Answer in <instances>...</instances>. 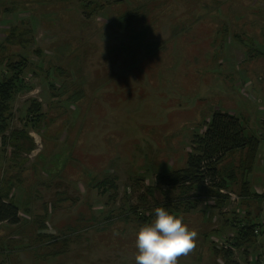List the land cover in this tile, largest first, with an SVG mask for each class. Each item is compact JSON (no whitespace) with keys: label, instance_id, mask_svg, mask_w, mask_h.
Here are the masks:
<instances>
[{"label":"rangeland","instance_id":"374dc122","mask_svg":"<svg viewBox=\"0 0 264 264\" xmlns=\"http://www.w3.org/2000/svg\"><path fill=\"white\" fill-rule=\"evenodd\" d=\"M13 27L29 44L7 41ZM0 58L25 60L28 87L0 135V197L21 217L0 226V264H135L138 218L152 221L167 204L147 187L187 166L216 112L260 138L258 157L250 175L247 154L222 163L240 196L223 198L226 212L204 182L196 210L165 208L198 232L178 264H264L261 227L231 262L214 250L234 244L243 225H264V198L241 191L245 177L264 174V0H0ZM51 85L65 95L53 98ZM34 100L38 123L28 114ZM114 177L117 192L98 188Z\"/></svg>","mask_w":264,"mask_h":264},{"label":"trees","instance_id":"16d2710c","mask_svg":"<svg viewBox=\"0 0 264 264\" xmlns=\"http://www.w3.org/2000/svg\"><path fill=\"white\" fill-rule=\"evenodd\" d=\"M88 7L89 5L86 4ZM125 16L120 18V22L124 25ZM25 32H19V28L13 27L10 34L7 37L8 42H12L15 38L23 36V43L29 44L28 39L24 37ZM3 48V47H1ZM22 60V59H21ZM0 65L5 66L10 76H5V73L0 72V135L3 136L5 141V133L8 129V121L11 112V103L13 97L21 91L27 90L28 87L22 78L27 64L25 60L12 62L8 59L0 58ZM62 74V72L60 71ZM51 95L53 98L64 96L65 92L63 87L57 88L56 85L50 86ZM84 97L83 90L76 91L71 94L69 100L71 104L79 102ZM42 106L37 101H32L28 108V114L35 122H41L43 114L41 113ZM35 117V119H33ZM264 124V123H263ZM207 129L204 135H197L195 144L197 155L190 154L185 168L174 170L167 175L159 174L157 176V184L155 186L147 187V191L154 196L155 191H159L167 199V204L157 203L158 206H163L167 209H175L177 211L183 210L188 213L193 209L196 210L199 207L197 201L192 203V197L197 195L196 192H200L201 183L205 179L209 178L212 182V186L218 189L229 187L228 181L219 173L218 166L230 155L241 152V154H247L244 161L243 173L250 175L253 173L256 163L257 154L261 144L260 138L254 135H249L245 131V127L242 122L235 116L227 113L216 112L213 114L211 121L206 125ZM205 168L204 170H202ZM116 177L108 179L98 188L113 189L117 192L118 187L116 185ZM230 181V179H229ZM231 182V181H230ZM233 183L236 182L232 181ZM243 195L247 197L249 193V181L245 177V182L242 186ZM175 191H178V196L173 197ZM210 193L208 196L214 195L216 192L209 188ZM218 200L213 203L216 208H224L225 200L216 193ZM259 197H263L259 196ZM128 217V216H127ZM139 217V216H138ZM10 223L12 225H18L21 223L20 208L17 206L13 199H9L8 194L4 197H0V226L3 223ZM139 225L151 222L150 216H140L138 218ZM264 228V225L253 224L243 225L235 237V242L229 248H224L222 252L214 248L215 253L222 255L227 262H231L234 256V249L236 247L245 249L250 248L257 241L256 230L257 228ZM52 238V237H51ZM55 239V238H54ZM56 241V239L54 240Z\"/></svg>","mask_w":264,"mask_h":264},{"label":"clouds","instance_id":"9594fccd","mask_svg":"<svg viewBox=\"0 0 264 264\" xmlns=\"http://www.w3.org/2000/svg\"><path fill=\"white\" fill-rule=\"evenodd\" d=\"M154 212V219L136 231L135 264H178V258L196 248L198 232L164 207H156Z\"/></svg>","mask_w":264,"mask_h":264},{"label":"crops","instance_id":"0c3cea01","mask_svg":"<svg viewBox=\"0 0 264 264\" xmlns=\"http://www.w3.org/2000/svg\"><path fill=\"white\" fill-rule=\"evenodd\" d=\"M207 123V122H206ZM209 123V122H208ZM207 123V124H208ZM204 128H206L207 129V127L206 126H204ZM206 131V130H205ZM260 148V147H259ZM140 151H144V148L142 149V150H140ZM259 152V151H258ZM229 157V156H228ZM227 157V158H228ZM257 157H258V154H257ZM257 159V158H256ZM224 162V161H223ZM222 162V163H223ZM222 163L218 166V170H219V173L221 174V175H223V177L228 181V183H229V187H227V188H221V189H225V190H228L229 188H230V185L231 184H235V183H233L232 181H235L236 179H235V177L234 176H232V175H226L225 174V171L224 170H222V167H221V165H222ZM183 168H185V167H183ZM179 170V169H178ZM174 171V170H173ZM256 175H259V176H257V177H259V179H257L256 180V182L255 183H253L252 184V182H250L249 183V193H248V195H247V197L246 198H248L246 201H251V200H253V198H251V195L252 196H261V195H263L264 194V190L263 189H261V187H260V185H262L263 183H258L259 181H262V180H264V174H261L260 175V172H257L256 173ZM229 179H230V181H229ZM209 188H212V190L213 191H215L216 193H218L219 194V190L220 189H218L217 187H214V186H210ZM241 191H243V188L241 187ZM220 195V194H219ZM222 198H225L226 200H229L226 196H221ZM245 198V199H246ZM263 207H264V204H263ZM264 209V208H263ZM224 212H226V208H224ZM239 212V211H238ZM206 217V216H205Z\"/></svg>","mask_w":264,"mask_h":264},{"label":"built area","instance_id":"2783aa9c","mask_svg":"<svg viewBox=\"0 0 264 264\" xmlns=\"http://www.w3.org/2000/svg\"><path fill=\"white\" fill-rule=\"evenodd\" d=\"M205 168H203L202 170H204ZM204 183H206V185H212V182L209 178L204 180ZM219 194L221 196H226L229 200H231L232 202H240V196L234 195L232 193H229L228 190L225 189H220L219 190ZM257 232V231H256Z\"/></svg>","mask_w":264,"mask_h":264}]
</instances>
